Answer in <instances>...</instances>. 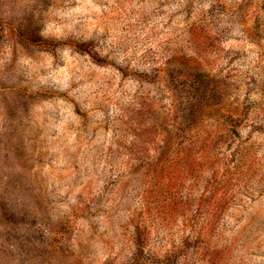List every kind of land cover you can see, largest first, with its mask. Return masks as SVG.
<instances>
[{
	"label": "rangeland",
	"instance_id": "1",
	"mask_svg": "<svg viewBox=\"0 0 264 264\" xmlns=\"http://www.w3.org/2000/svg\"><path fill=\"white\" fill-rule=\"evenodd\" d=\"M0 264H264V0H0Z\"/></svg>",
	"mask_w": 264,
	"mask_h": 264
}]
</instances>
